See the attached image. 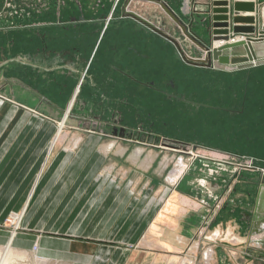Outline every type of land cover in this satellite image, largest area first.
I'll return each instance as SVG.
<instances>
[{
	"label": "crops",
	"instance_id": "0c3cea01",
	"mask_svg": "<svg viewBox=\"0 0 264 264\" xmlns=\"http://www.w3.org/2000/svg\"><path fill=\"white\" fill-rule=\"evenodd\" d=\"M196 1L206 0H192L191 8ZM145 2L151 3L154 9L150 14L140 12L142 17L177 38L163 25L160 14L156 11L159 9L167 15L161 5L151 1ZM179 5L180 3L176 8L177 14L187 25L189 16L183 15L182 6ZM257 7L260 11L253 14L256 17L259 13L263 16L262 0L257 1ZM167 16L169 22L174 25L169 15ZM21 22L27 23L26 15ZM254 25L260 29L256 34L239 36L254 39L259 37L264 27L262 17ZM146 26L147 30L151 27ZM1 27L0 25V31H2ZM19 31L21 34L18 30L14 31L17 32L16 44L15 42L10 44L13 40L9 39L10 45L8 44L7 47L9 50H4L5 41L3 38L0 39V89L17 101L18 105H13V112L17 116L11 121V126L14 122H19L17 130L27 121L26 116L19 117L23 115L21 111L26 109L25 112L28 114H32L28 109L40 111V116H33L31 124L38 125L44 122L53 124L50 119L57 122L54 118L61 115L63 97L56 95L65 94L72 86L84 84L85 79L90 93L87 101H91L90 105L98 103V106L92 104V108L88 110L91 113L89 115L94 116L97 110L98 113L105 115L106 119H111L107 113L111 112L110 105L115 99L114 93L123 88L124 84L130 89L127 81L121 82V79L126 78L134 84L132 79L116 68L128 71L131 76L146 84L154 82L151 74L152 60L148 67L144 66L140 69L136 66L133 70L132 62L135 64L138 62L128 61L123 56L138 53V49L135 45H131L129 40L124 41L112 30H108L103 39L100 38L101 43L105 40H110L111 43L104 54V61L94 72L87 67L100 41L98 37L88 60L75 64L65 60L46 61L42 49L36 52L38 54L36 56L33 54L35 47L29 43L26 30ZM148 31L151 35V31ZM150 35H146L142 42L144 43L148 38L150 44L156 42L160 45L163 42L165 48H169L173 43L163 36ZM239 36L235 37V41L243 40ZM124 45H126L125 51L121 52ZM256 45L257 47L261 45L260 51L256 48L257 54L258 51L261 53L264 42ZM184 50L187 52L185 48ZM97 55L98 51L94 57ZM143 57L145 63L149 62L148 55ZM244 57L248 60L246 54ZM141 74L143 76H140ZM7 77H11L12 81H5ZM147 87L144 85L142 88L148 89ZM79 89L77 87L76 91L79 92ZM86 94L87 92L84 96ZM85 102L84 100L83 103ZM82 119L83 117L79 119L77 126L81 124L87 126L90 123L92 126L95 125L91 121H88L89 124L82 123ZM5 123L6 121L3 125ZM97 124L99 125V121ZM15 133H11L9 137L12 139L17 136ZM145 134L142 137L133 136L132 139L112 135L110 136L112 138L107 139L110 141L109 145L102 147H100L101 141L107 135H58L56 140L54 139L52 150H50L51 146H47L46 150L41 149L45 154L39 156L42 160L36 167L48 169L43 181H38L37 188L56 189L57 198L49 201L48 204H42V200L29 198L28 195L20 202L14 198L11 211L17 212L22 207L26 208L22 230L12 236L8 230L0 229V248L10 246L12 252L25 254L26 258H31L30 262L27 259L26 264H33L34 256L40 258L43 264H222L221 261L224 260L222 258H226L227 254L224 253L226 247L233 248L234 251L231 249L230 255L235 258L236 245H243L240 248L251 250L255 246L253 239L258 237L264 239V233L252 235L241 218L242 210H253L259 183L264 182V176L258 169H247L244 164L234 163V160L212 159L207 155L191 159L183 168V159L179 164L177 162L179 158L176 160L178 151H167L165 153L170 155L160 158L156 148H161L157 143L162 142L156 138L157 135L153 136L154 133ZM30 139L29 136L26 142ZM67 140L73 141L76 146L54 149L57 141ZM117 140L130 146L132 142L134 148L128 149L122 146L114 149L118 144ZM49 141L50 137L47 135L38 137L35 143L43 144ZM83 141L86 144L84 148H80ZM42 147L44 145L40 146ZM33 151L36 153V150L31 149L25 159L31 154L35 156ZM159 151V153L163 152ZM2 155L1 153L0 157ZM54 158L56 160L53 161ZM234 159L237 161L239 158L234 157ZM123 166L126 168L122 174L115 172L117 167ZM99 169L105 170L112 178L111 181L109 176L99 179V185L96 187L97 182L93 183V178L96 177ZM177 169L182 170L179 176L176 175ZM62 174L64 176H61ZM36 182L37 180L31 182L30 188H33ZM165 185L168 192L165 202H162L157 195ZM144 190H153L152 198L148 194L140 197V191ZM65 194L68 195L64 199ZM49 207L52 208L47 209ZM4 216L0 217V222ZM35 245L38 246L36 252ZM207 251L208 255L210 252L209 258L206 257Z\"/></svg>",
	"mask_w": 264,
	"mask_h": 264
},
{
	"label": "rangeland",
	"instance_id": "374dc122",
	"mask_svg": "<svg viewBox=\"0 0 264 264\" xmlns=\"http://www.w3.org/2000/svg\"><path fill=\"white\" fill-rule=\"evenodd\" d=\"M262 3H264V0H262ZM25 5L21 3L18 7L25 12L30 9V6L27 7ZM133 8L146 14H150L154 9L152 4L148 2H138ZM156 11L160 14L159 17L163 25L183 41L179 39L182 42V47L187 50L186 54L189 57L204 59L203 53L206 52L187 39L183 35L181 27L177 24L172 25L166 14L164 15L159 9ZM201 20V16L195 17L194 30L199 35L202 34L204 27V23ZM14 21L18 20L15 19ZM129 21L131 19L123 20L124 23ZM117 23H119V20L114 19L112 27H115ZM3 35L4 33L0 32V39L3 38ZM206 36L208 34H202V37L209 41ZM234 37L237 36L232 35L228 41L230 42ZM101 40L95 49V53L98 51V55L94 57V53L87 67V69L90 68L91 72L100 67L102 61H104V54L111 43L110 40H105L101 43ZM129 41L131 45H135L138 53H133L131 56L124 54L123 57L127 58L128 61L136 60L138 62V64L132 62L133 70L136 66L140 69L144 66L148 67L152 60L153 71L151 74L154 77V82L153 85L148 87V83L141 82L148 88L144 89L136 83H134L135 85L132 84L126 78L121 79V82L127 81L130 89H128V86L126 88V84H124L123 88L114 93V98L117 99L113 105L114 120L118 118V114H121L124 118V123H126V125H123L125 126L124 128L130 129L133 133H138L139 135L147 132L154 133V137L157 135L158 137L156 138H159L160 142H162L158 144L161 148H156L160 158L170 155L165 152L175 150L178 151L176 158V160L179 158L178 164L179 162L181 163V159H183V163H186L191 159L206 155L212 159H225L226 161L231 159L232 161L234 160V163L244 164L247 169H258L260 174L264 176V63L249 64V60L244 57L246 54L244 50L235 48L231 51L233 57L230 59V65L222 64L223 66H219L217 62L216 66L213 64L212 67H201L192 65V62L188 61L173 43H171L169 48H165L163 42L160 45L156 42L150 44V39L147 38L143 43L141 38L138 39L134 35L130 37ZM216 44H214V47ZM125 46L121 48V52L125 51ZM262 49L261 53L258 51L257 54L259 60H264V47ZM144 55H148L149 62H144ZM140 76H143V74ZM8 80L10 82L12 78L7 77L5 79V81ZM87 84L88 82L85 79L84 84L72 86L65 94L56 95L63 97L61 98L63 101L61 115L54 118L57 122L50 119L53 124H47L46 122L38 125L31 124L33 116H40V111L28 109L32 113L28 114L25 112L27 111L26 109L21 111L23 115L21 114L19 117L26 116L27 121L18 130L16 129L18 121L11 126V121L17 116L13 112V105L17 106V101L9 93L0 89V155L1 153L3 154L0 157V217L6 214L0 222V229L8 230L12 236H15L17 231L22 230L26 213V208L24 207L17 212L11 211L14 198H17L18 202H20L28 195L29 198L42 200V204H48L49 201H54L53 199L58 196L56 189L39 190L37 188L39 187L38 181H43L48 169L36 168L37 164L42 160L39 156H42V154L44 156V150L48 148L47 146L55 143L58 135H107L101 141L100 147L109 145L110 141L107 139L112 138L110 136L120 137L118 134L113 133V119H106L105 115L101 113H99L97 121L102 124L94 126L81 124L77 126L80 117H90L88 110L92 108V104L90 105L91 101H87L90 98ZM173 85L175 87H172ZM77 87L80 88L79 92L76 91ZM14 89H16L15 86ZM85 92H87L86 96H84ZM73 98L75 99L73 100ZM84 100L88 102L87 105L83 103ZM85 110H87L86 113L84 112ZM107 114L111 117V112L108 111ZM5 121L6 123L3 125ZM110 124L112 125L110 126ZM14 132H16L17 136L11 139L9 136ZM47 135L50 137L49 142H44L43 144L41 142L35 143L38 137ZM29 136L31 139L26 142ZM123 138L132 139L133 137L131 135V137L125 136ZM52 140H54V143H52ZM56 143L55 150L76 146L73 141L68 140L66 142L57 141ZM117 143L114 149L122 148V146L128 149L134 148V143L132 142H130L131 146L121 140H117ZM85 144L86 142H81L80 148H84ZM41 145H44V147L40 148ZM3 149L4 151L2 152ZM31 149L36 150V153L33 151L35 156L34 154L31 156V154L25 159ZM41 149H44L43 153ZM159 150L163 152L159 153ZM192 150L195 152V158L190 156L189 152ZM234 157L239 159L236 161ZM250 162H252V168L248 166ZM125 168V166L122 168L117 167L115 172L122 174ZM33 171L34 173L32 174ZM61 176H64V174ZM107 176L109 175H107L105 170L99 169L96 177L93 178V183L97 182L96 187H98L99 179ZM109 177L111 181L112 177ZM36 180L34 187L30 188L31 182ZM57 181L55 180V182ZM28 182L29 184L26 185ZM166 186L157 195L162 202H165L166 193L168 192ZM98 192L101 193V191ZM146 194L152 198L153 190L140 191L139 196H146ZM67 195H64V199L67 198ZM50 208L52 207L47 209ZM241 246L243 245L235 246V258L230 255V250H233L232 247H226L225 252L223 251L227 253L226 256L231 264H264L259 258L253 260L251 256L249 257L247 255L249 251L245 247L240 248ZM9 247H1L0 252L5 254ZM34 251H38L37 245L34 246ZM209 256L210 252L208 255L207 251L206 257L209 258ZM27 259L29 262L31 261V258L25 257V254L14 251L9 264H26ZM43 263L40 258L33 257V264Z\"/></svg>",
	"mask_w": 264,
	"mask_h": 264
},
{
	"label": "flooded vegetation",
	"instance_id": "af4514ba",
	"mask_svg": "<svg viewBox=\"0 0 264 264\" xmlns=\"http://www.w3.org/2000/svg\"><path fill=\"white\" fill-rule=\"evenodd\" d=\"M145 1L158 3L156 0H26V2L25 0H0V25L3 30L0 32L4 33L3 41H5L4 44L6 45L4 50H9L7 47H9L8 41L10 38L13 40L10 44H13L14 42V44L17 43V36H15L17 35V32L14 33V31L18 30V33L21 34L19 30L24 29L26 30L25 32L28 33L27 39H29V43L35 47L33 54L36 56H38L36 52L42 49L43 57L46 61L48 59H51L50 61L65 60L77 64L88 60L97 37L100 39L101 36L103 39L108 30H112L113 33L119 34V37L124 41L130 40V37L133 35L138 39L141 38L142 41L143 38L147 37L146 35H150L148 30L154 35L157 34L156 36H162L152 27H149L147 30V24L133 16L135 14L142 17L141 13L133 8V4H137L138 2L143 3ZM21 3L24 5L26 4L25 6L27 7L30 6V9L25 12L21 11L18 7ZM178 3H180L179 6H182V0H168V6L176 13ZM24 15L27 16L26 24L21 22ZM15 19L18 20V22H15ZM114 19H118L119 23H117L115 27H112ZM124 19H131V21L124 23ZM170 19L174 22V25L177 24L171 17ZM190 21L191 19L189 17L187 25H190ZM194 23L192 24V31H195ZM208 26L209 23H207L206 19L204 21L202 34H208ZM188 31L191 32L190 30ZM202 34H200L201 37ZM170 36L172 37V35ZM206 37L208 38V36ZM260 37L263 39L262 41H264V34H261L255 39L258 40ZM204 38L205 37H203V39ZM204 40L208 42L206 38ZM199 42L202 43L203 40L198 38L197 43ZM191 64L201 67L206 66V64ZM213 64L215 65V63ZM116 69L122 72L125 76L131 78L134 83L141 87L144 86V83H141V80L135 76H131L128 71H122L119 68ZM136 76L138 77V75ZM151 85L153 84L150 83L147 86ZM172 87L175 86L173 85ZM115 101L116 99H114L112 105H110L112 106L110 109L111 119H113L114 123V125L110 124V126H113V133L119 135L121 134L120 129L124 128V118L121 114H118V118L114 120L113 105ZM87 103L88 102H85V105ZM92 104L98 106V103L96 102ZM96 112L97 113L94 116L83 117L81 120L82 123L89 124L88 121H91L95 125H98L97 120L99 113L97 110ZM90 125L92 126L91 123ZM124 129L123 133L128 136L132 135L138 137L139 135L138 133H133L130 129ZM144 135L145 133H142V135L140 134L139 136L141 137ZM262 186H264V182L259 183L258 191ZM256 205L257 200L253 206V210H242L241 217L243 224H246L247 227H249L252 235H260L264 233V216L257 212ZM253 241L255 246L251 249L252 251L248 249L249 253L247 255L249 257L251 256L253 260L259 258L264 263V239H259L258 237V239H253ZM222 259H224L221 261L222 264H231L228 261L227 256Z\"/></svg>",
	"mask_w": 264,
	"mask_h": 264
},
{
	"label": "water",
	"instance_id": "95a60500",
	"mask_svg": "<svg viewBox=\"0 0 264 264\" xmlns=\"http://www.w3.org/2000/svg\"><path fill=\"white\" fill-rule=\"evenodd\" d=\"M156 1L161 5L163 11H165V13H167V15H169V17H171L179 27H181L183 35L187 39H190L201 50L206 52L204 59L194 58L191 56L189 57L183 49L181 41L179 39H177L176 37H171L170 34L167 33L162 27H157L156 25L147 21V19L141 16L139 17L135 14L133 16L154 28L156 32L161 34L163 37L172 41L181 51L182 55L193 64H206V66L212 67L214 62H218L220 64L230 65V59L231 57H233L231 51L235 48L243 49L247 55L249 62L257 59L256 44H259L263 40L261 37L258 40L254 38H247L245 40L243 39L241 41H236L235 43H231L228 41L232 35L236 36L239 34H256V32L260 29L257 28L254 24L258 22V20L260 21L261 17L264 25V15L261 16L260 13L257 14V17L254 15L255 13H257V11H260V8L258 9L257 7V0H206L204 2L196 1L192 8V0H182L181 11L183 15H189L191 19L190 25H186L183 21L180 20L178 14L170 9V7L168 6V0ZM246 13H250L251 15ZM195 15L199 17L205 15V17H202L201 22L204 23V21L207 19V23H209V26L207 28L209 39L208 43L197 32L192 31V24L194 23L196 17ZM188 30H190L191 32H189ZM262 34H264V27L262 29ZM198 38L203 40L204 43H197ZM218 40H223L227 43H225L220 48L214 47V42ZM263 42L264 41H262L261 43ZM124 130V128L120 129V137L128 136L123 133ZM256 206L257 212L264 216V186H262L258 191Z\"/></svg>",
	"mask_w": 264,
	"mask_h": 264
},
{
	"label": "bare ground",
	"instance_id": "6f19581e",
	"mask_svg": "<svg viewBox=\"0 0 264 264\" xmlns=\"http://www.w3.org/2000/svg\"><path fill=\"white\" fill-rule=\"evenodd\" d=\"M258 1V0H257ZM250 15V14H249ZM257 15V14H256ZM259 35V34H258ZM231 38V37H230ZM241 41V40H240ZM231 43H235L236 41H235V39L234 38H232V40L230 41ZM214 43H217L216 44V46L215 47H222L225 43H227V42H224L223 40H218V41H215ZM220 43H224L223 45H220ZM258 50L260 51V48H261V45H258ZM205 53H204V57H205ZM253 64V65H256V64H259V63H264V60H259L258 59V57H257V59H254V61H252V62H249V64ZM217 64V62H215V65ZM219 66H223L222 64H220L219 63ZM71 107V106H70ZM54 143V142H53ZM53 145L54 144H52L51 145V148H50V150H52V148H53ZM50 153V152H49ZM180 163V162H179ZM184 165H185V163L184 164H182V167L184 168ZM182 167H181V169H182ZM178 170V169H177ZM182 171V170H181ZM180 171V169L178 170V172L176 173V175H180L179 174V172H181ZM173 174V173H172ZM176 177V176H175ZM172 178H173V176H172ZM13 250V249H12ZM12 250H11V248H8L7 250H6V252H5V254H4V252L3 253H1L0 252V264H9V260H10V258H11V256H12ZM14 264V263H13Z\"/></svg>",
	"mask_w": 264,
	"mask_h": 264
},
{
	"label": "built area",
	"instance_id": "2783aa9c",
	"mask_svg": "<svg viewBox=\"0 0 264 264\" xmlns=\"http://www.w3.org/2000/svg\"><path fill=\"white\" fill-rule=\"evenodd\" d=\"M240 35V34H239ZM239 35H236L237 37L239 36ZM240 37V39L242 38V39H247V37L246 36H239ZM234 39H235V37H234ZM190 153V156H192V158H195L196 157V155H195V152H194V150H192V151H190L189 152ZM250 168H252V162H250L249 163V165H248Z\"/></svg>",
	"mask_w": 264,
	"mask_h": 264
}]
</instances>
